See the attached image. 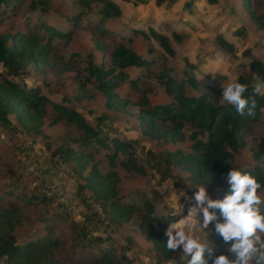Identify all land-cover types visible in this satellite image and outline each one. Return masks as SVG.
<instances>
[{
  "label": "rangeland",
  "instance_id": "1",
  "mask_svg": "<svg viewBox=\"0 0 264 264\" xmlns=\"http://www.w3.org/2000/svg\"><path fill=\"white\" fill-rule=\"evenodd\" d=\"M7 1L8 6L0 3L2 33L10 31L15 36L26 32L28 25L53 26L70 32L69 38L58 44L62 59L50 58L46 63L29 61L16 79L7 75L10 81H21L48 101L44 112L41 116L36 114L31 124L22 122L14 130L0 124V206L18 205L22 209L15 238L20 244L47 237L57 240L60 245L55 256L62 264H87L101 249L110 250L119 264H181L179 250L171 260H163L154 248V241L147 237V231L158 229V225L153 220L144 222L147 215L144 201L153 205L150 218L162 217L166 228L168 222L187 213L190 201L179 194L185 192L190 196L201 184L183 169L166 170L163 160L168 153L178 150L191 152L193 135L199 132L184 123L171 139L169 133L176 129V122L170 120V115L147 122L141 110L145 103L154 108L173 102L152 71L129 69L130 78L138 79L143 88H134L130 81L122 80L114 84L112 96L93 87L81 88L86 67L101 58L95 46L99 42L96 30L88 21L100 19L103 29L112 28L123 34L129 40L126 46L130 50L160 62L158 65L165 67L179 83L194 78L200 86L194 91L189 84L184 85L188 95L198 97L206 91L203 86L208 85L221 97V85L236 80L248 67L249 54L264 63V0ZM32 2L43 11L33 12ZM73 17L85 21V26L74 25ZM151 28L165 36L171 52L158 39L136 34ZM73 54L79 57L72 59ZM0 73H6L2 65ZM54 105L74 110L84 123L96 125L102 136L131 143L132 147L120 150L116 158L111 157L112 152L96 151L94 142L84 147L79 141L85 135L80 122L70 123L67 119L56 122ZM25 110L19 113L31 116ZM259 137L264 138V127L255 129L254 134L246 133V144L240 145L234 155L235 164L259 165L264 169V156L257 159L253 153L258 150ZM61 148L91 153L93 158L86 162L83 175L94 165L102 175L113 174L116 197L122 205L138 207L137 212L129 220L113 219L109 207L93 198V191L85 188L86 181L77 177L72 165L55 154ZM205 185L213 199L220 198L228 187L224 180L219 185L212 182ZM258 194L264 201V188ZM33 196L44 203L30 200ZM173 211L177 215H172ZM200 235L208 246L213 249L221 246L223 253H227L229 244L217 234L211 233L209 239L208 233ZM98 238L102 240L100 243Z\"/></svg>",
  "mask_w": 264,
  "mask_h": 264
},
{
  "label": "trees",
  "instance_id": "2",
  "mask_svg": "<svg viewBox=\"0 0 264 264\" xmlns=\"http://www.w3.org/2000/svg\"><path fill=\"white\" fill-rule=\"evenodd\" d=\"M121 1L137 2L142 0ZM0 3H5L8 6L7 0H0ZM109 5L114 6V3L110 2ZM30 9L33 12L43 11L33 2ZM71 21L79 27L86 24L79 17H73ZM88 23L90 27L96 30L99 42L95 46L101 58L98 62H93L86 67V76H83L80 83L81 88L93 87L112 96L114 84L122 80L130 81L134 88H143L144 84L140 83L138 79L130 78L129 69L152 71L165 85L173 97V102L154 108L145 103L146 107L141 110L147 122L149 123L156 117L170 115V120L176 122V129L169 133L171 139L176 136V130L183 127L184 123L198 130L199 133L193 135L195 143L191 152L184 153L178 150L166 155V159L163 160L166 170H170L172 167L180 168L189 172L190 177L202 185L211 182L219 185L231 167H234L251 174L264 186V169L262 167L259 165L244 167L234 163V155L238 148L240 145L246 144V133L254 134L255 129L264 127V91H260L259 94L253 92L257 82L264 81V63L261 60L249 54L248 67L242 70L235 80L248 85L245 95L255 102L251 115L248 114L247 109L241 114L232 105L226 102L221 103L219 92L208 85L203 86L206 91H202L198 97L188 95L184 85L189 84L194 91H197L198 86H200L194 78L179 83L167 73L165 67L158 65L161 64L160 62L149 60L130 50L126 46L129 40L123 34L112 28L110 30L103 29L102 20L88 21ZM136 34L158 39L161 46L171 52L165 36L155 29L151 28L147 32L136 31ZM69 36L70 32L58 30L53 26L31 27L28 25L26 32L16 33L15 36L13 32L2 33L0 31V65L6 70V73H0V124L4 127L14 130L22 122L31 124L34 116L36 114L41 116V112H44L48 104V101L40 96L37 90L28 88L21 81H10L7 77L9 76L12 80H14L13 78L16 79L20 70L29 61L46 63L49 62L50 58L55 61H58V58L62 59L58 55L62 50L58 44ZM77 57L79 54H73L71 58ZM22 109L29 111L31 116L20 114L19 111ZM53 114L57 116L56 122L62 119H67L70 123L80 122V127L85 131V135L79 141L84 147L94 142L96 151L112 152L111 157L113 158L117 157L120 150L132 147L131 143L102 136L96 130V125L84 123L80 116L68 107L54 105ZM11 118L15 119L16 123ZM198 136L202 137L198 138ZM257 139L258 150L253 153L257 159H260L264 156V138L259 137ZM55 154L60 155L72 165L77 177L86 181L85 188L93 191V198L101 201L105 208L109 207L114 215L113 219L116 221L129 220L137 212L138 207L122 205L121 200L116 197V177L113 174L102 175L94 165L86 176L83 175L87 169L86 162L93 158L91 153L83 149L61 148L55 151ZM227 192L228 187L222 191L220 198ZM30 200H35L39 204L44 203V200H40L36 196ZM144 204L147 208L144 222L153 220L158 225V229L150 228L147 231V237L154 241V248L163 260H171L178 250L169 251L165 248L163 240L166 225L161 221L162 217L153 216L150 218V214L154 213L153 205L147 201H144ZM21 210L18 205L0 206V258L7 257L9 264H62L55 256V249L60 245L57 240H51L47 237L40 241H30L25 244H20L17 241L14 230L21 224V216H19ZM101 241V239H97V243ZM99 252L100 254L87 264H119L110 250L101 249ZM214 254H227L229 258H232L231 254L223 253L221 246L214 249ZM205 256L211 260V257H207V253Z\"/></svg>",
  "mask_w": 264,
  "mask_h": 264
},
{
  "label": "clouds",
  "instance_id": "3",
  "mask_svg": "<svg viewBox=\"0 0 264 264\" xmlns=\"http://www.w3.org/2000/svg\"><path fill=\"white\" fill-rule=\"evenodd\" d=\"M221 87V103L232 105L238 113L243 114L247 109L252 114L255 102L245 95L248 85L228 80ZM262 88L264 81L257 82L253 92L259 94ZM224 181L228 192L222 198L213 199L202 184L190 196L180 192L190 201L187 213L168 222L163 242L167 250H179L181 264L185 261L186 264H264V212L261 211L264 201L258 194L264 186L251 174L234 167L226 173ZM172 206L175 208V201ZM171 214L177 215L175 211ZM213 232L229 244L227 253L232 258L227 254L215 255L213 247L202 240L200 233H208L209 239Z\"/></svg>",
  "mask_w": 264,
  "mask_h": 264
},
{
  "label": "built area",
  "instance_id": "4",
  "mask_svg": "<svg viewBox=\"0 0 264 264\" xmlns=\"http://www.w3.org/2000/svg\"><path fill=\"white\" fill-rule=\"evenodd\" d=\"M0 264H9L7 257L0 258ZM169 264V263H166Z\"/></svg>",
  "mask_w": 264,
  "mask_h": 264
},
{
  "label": "bare ground",
  "instance_id": "5",
  "mask_svg": "<svg viewBox=\"0 0 264 264\" xmlns=\"http://www.w3.org/2000/svg\"><path fill=\"white\" fill-rule=\"evenodd\" d=\"M188 206H189V204H188Z\"/></svg>",
  "mask_w": 264,
  "mask_h": 264
}]
</instances>
